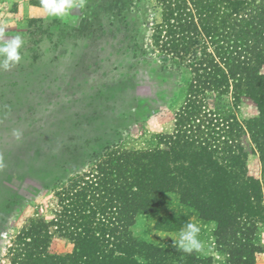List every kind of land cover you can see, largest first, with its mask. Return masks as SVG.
Returning a JSON list of instances; mask_svg holds the SVG:
<instances>
[{
    "label": "trees",
    "instance_id": "trees-1",
    "mask_svg": "<svg viewBox=\"0 0 264 264\" xmlns=\"http://www.w3.org/2000/svg\"><path fill=\"white\" fill-rule=\"evenodd\" d=\"M96 1L97 20L109 14L125 21L123 12L132 8V0ZM162 8L164 22L153 38L178 66L173 130L161 148L131 151L108 143L94 151L85 174L54 188V218L33 219L20 233L13 264H213L134 235L138 217L157 214L170 194L215 221L216 238L239 248L236 254L257 241L264 223V145L258 152L263 182L249 174V161L257 155L251 135L264 134V0H163ZM126 26L129 49L136 51L138 30ZM246 99L258 115L240 120L237 109ZM56 238L69 241L71 252L54 255ZM231 261L245 264L242 255Z\"/></svg>",
    "mask_w": 264,
    "mask_h": 264
},
{
    "label": "rangeland",
    "instance_id": "rangeland-1",
    "mask_svg": "<svg viewBox=\"0 0 264 264\" xmlns=\"http://www.w3.org/2000/svg\"><path fill=\"white\" fill-rule=\"evenodd\" d=\"M33 2L38 0L0 6L4 39L17 34L24 39L22 61L0 69V264H13L18 237L31 220L54 218V188L85 174L94 151L108 143L131 151L161 148L173 130L178 66L153 38L164 22L163 0H132L125 21L109 14L97 20L102 10L96 0H84L80 12L64 19L48 17ZM127 23L138 30L136 51L129 49ZM163 30L162 40L166 26ZM237 113L248 120L258 110L246 99ZM14 131L21 133L19 139ZM256 134L250 137L257 155L249 161V174L263 182L258 152L264 134ZM161 219H167L163 228ZM173 221L181 225H166ZM187 223L200 227L203 247L194 252L199 258L234 264L231 259L242 255L245 264H264V223L257 241L236 254L239 248L216 238L215 221L201 219L175 195L166 196L157 214L139 216L133 231L142 242L173 248ZM71 248L56 238L51 251L65 256Z\"/></svg>",
    "mask_w": 264,
    "mask_h": 264
},
{
    "label": "clouds",
    "instance_id": "clouds-1",
    "mask_svg": "<svg viewBox=\"0 0 264 264\" xmlns=\"http://www.w3.org/2000/svg\"><path fill=\"white\" fill-rule=\"evenodd\" d=\"M40 7L50 18L64 19L73 15V10L80 12L84 7V0H40ZM4 36V29L0 28V69L8 71L22 61L24 39L19 34L11 39H4ZM13 135L19 139L21 133L14 131ZM199 234L200 227L197 224L187 223L179 233V240H174V244L187 254L200 252L203 245Z\"/></svg>",
    "mask_w": 264,
    "mask_h": 264
}]
</instances>
